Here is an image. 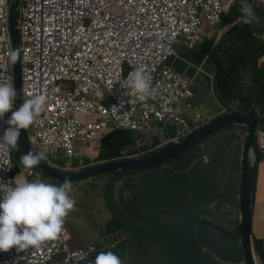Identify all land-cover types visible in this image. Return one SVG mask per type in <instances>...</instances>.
<instances>
[{
  "label": "clouds",
  "instance_id": "obj_1",
  "mask_svg": "<svg viewBox=\"0 0 264 264\" xmlns=\"http://www.w3.org/2000/svg\"><path fill=\"white\" fill-rule=\"evenodd\" d=\"M237 1L238 0H234L231 8L235 6ZM9 7L10 4L8 0H0V52H4L3 50L6 48L7 51L4 52L5 66L7 71L13 76L14 66L18 64L19 83L18 86L15 87L14 82L0 81V151L9 152L11 165L13 166L11 174L13 184L7 187V189H0V264H8L11 259L10 255L14 251H32L42 246V244L47 241L57 239L59 235L64 232L63 226L65 228L67 227L69 232L67 238H69L71 230L76 231L69 227L70 221L76 214V191L73 189V186L76 182L82 180H60L55 177L62 182L58 185L45 181H34L36 172L40 171L48 174L45 168L46 166H51L52 168H57L62 171L79 170V168L71 166V160L78 157L80 154V151L73 150V147L78 145L79 141L82 143L96 142L97 144H101V139L104 136L116 130L114 128H100L93 134L88 135L90 125L97 124L100 121L101 116L94 114L91 111H77L75 113L74 109L66 114V111L62 110V108L57 105L55 96L49 90L48 82L52 81L50 73L55 71L52 63L48 61L51 57L50 52H52L54 48H59V46H61L62 41L65 38L66 29L68 28L67 22L62 18H54L51 10L49 11L48 19L41 18V20L35 21L25 15L26 3L25 0H21L19 15H17L16 25L14 27L17 31V41L13 46L9 24ZM138 7H140L141 11L143 5L139 4ZM255 8H261L260 10L264 11V0H251L249 5L246 0H241L240 11L243 16L239 18L240 23H248L251 22V20L256 23L258 19L253 16V10H255ZM230 9L224 14L230 11ZM218 20L219 15L216 17L217 23ZM222 25L223 22L221 21V25L215 28H219ZM233 25L229 24L221 27L219 34L217 35V43ZM259 37L263 43L262 56H264V32L260 34ZM6 45L7 47H5ZM176 54L178 58L173 57L170 60L171 67L172 61L183 60L177 52ZM261 67L264 69L263 66ZM183 75L186 77L185 74ZM208 75L212 84L214 75L213 78L209 73ZM188 80L191 82L193 81L191 79ZM64 81L66 83H71V81L67 79H64ZM52 82L54 86L62 90L71 88L60 79H54ZM124 87L128 90L129 85H125ZM130 87L133 90L136 99L140 102H146L153 96L151 79L142 68H137L131 74ZM215 91L216 90L213 86V93L217 95ZM193 97L191 103L195 109L202 114L201 106L197 107L198 105L194 103ZM58 107L61 112L57 111ZM234 110L245 111L239 109ZM228 111H233V109ZM247 112H254L257 118L255 136L256 153L254 161L257 154H259V163L260 160L263 159L262 157H264V154H262L257 147L258 133L260 131L264 132V128L258 122V117H261L262 114L257 107L255 110ZM188 115L191 117L192 113L188 112ZM63 117L69 119L66 135H62L60 139H57L52 132L58 124L59 119ZM188 122L190 123V120H188ZM201 124L202 123L191 132L199 128ZM239 125L243 126L246 130L244 125ZM133 131L136 132V130ZM175 132L176 134L173 135H166L164 132L160 135H157V132L152 133V135H148L145 132H137L135 133V141L131 146L136 143L137 146L145 148L146 151H150L152 149L148 146V142L155 136H161V138L166 140L167 143L157 148L155 150L157 151L169 145L171 142L185 137L178 136L177 131ZM23 133L25 134L28 143L27 147L30 148L27 151H23L20 147ZM49 144L51 145L49 146ZM58 148L63 149L58 151ZM207 151L208 149H202L200 150V153H205ZM183 153L180 154L182 155L181 158L175 163L173 162L174 158H168L156 164L154 167L158 166L159 168H157L152 175L155 177L160 175L165 169L166 163L169 161H172V166L169 169L168 174H172L173 171L178 172V166L181 165L183 161L185 162L184 165L187 166L186 171H188L189 174L193 173L192 168L199 163L198 157L190 151L185 154ZM146 154L141 153L129 158L141 157ZM57 155L60 156V159H56ZM104 160L108 159H102L98 162ZM15 178H20L21 180L14 182ZM92 178L94 177L87 179ZM163 178L159 177V179L156 180L157 184L162 182ZM253 179L254 177H252V191L254 186ZM108 186L111 189L112 183ZM132 186L134 189L132 191V196L129 199V203L125 204V206L129 205V208H125L126 214H131L133 208L136 207L133 205V201L138 198L137 190L134 188V185ZM106 197L107 200L114 202L111 193L107 192ZM233 199L238 209V188L233 194ZM204 207L207 209V206ZM190 211L192 212L191 208L189 209L188 207L186 211L187 218H190L188 215ZM203 215V220L207 221L208 218H205V212H203ZM112 216L115 219V215L112 214ZM141 216L142 213L140 212V215L136 216V219L139 220ZM125 218L127 219V217ZM229 221L230 224H232L231 218ZM127 222L132 223L128 220ZM113 223H116L115 220H112L108 225L106 224L105 231L101 234V237L107 238V243L97 245L104 251L97 252L93 260L90 261V264H123L120 256L111 251L118 248L114 237L110 236V233L114 231L112 229ZM76 226L77 228L80 227L78 223H76ZM96 226H100L99 221L96 222ZM235 226L237 230V224ZM125 231L128 230L126 229ZM61 239L63 240V236H61ZM94 241H96V239H93L92 243ZM238 247L243 261L242 264H245L240 243L238 244ZM254 252L257 257V264L258 261L259 264H263L255 249ZM61 256H64L62 252H59L56 256L52 255L47 264H57L53 259ZM80 258L84 259L85 257L81 255ZM226 263L234 264V262L230 260H227ZM17 264L26 263L23 261H17Z\"/></svg>",
  "mask_w": 264,
  "mask_h": 264
},
{
  "label": "built area",
  "instance_id": "obj_2",
  "mask_svg": "<svg viewBox=\"0 0 264 264\" xmlns=\"http://www.w3.org/2000/svg\"><path fill=\"white\" fill-rule=\"evenodd\" d=\"M233 2L25 0V15L39 21L41 18L48 19L51 10L54 18L67 22L65 38L59 48L50 52L48 61L55 68L50 73L52 81L70 80L71 83H65L71 88L62 90L52 81L48 82V86L57 105L66 114L74 109L75 113L91 111L101 116L97 124L90 125L88 135L100 128L162 134L167 122H175L178 136H186L203 121V115L191 103L192 82L174 70L170 60L178 58L175 47L194 50L200 39L208 36L209 28L221 25L224 13ZM139 4L143 5L141 11ZM90 11L103 17L102 31L94 29L95 20L84 17ZM127 34L132 38L123 40ZM129 49H139L141 58L143 56L142 66L128 62ZM137 68L144 69L151 79L153 96L146 102L138 101L130 87L131 74ZM125 85H129L128 90ZM57 111H60L59 107ZM188 112L192 113L191 117ZM139 114L147 126L140 125ZM154 119L162 122V126L154 127L151 124ZM257 147L264 154L262 131L258 133ZM12 167L9 152L0 151V189H7L13 184ZM63 231L67 232L66 229ZM59 252L64 254L66 262L79 258L60 238L56 242H45L32 251H14L8 264H17V261L47 264L50 257Z\"/></svg>",
  "mask_w": 264,
  "mask_h": 264
},
{
  "label": "trees",
  "instance_id": "obj_3",
  "mask_svg": "<svg viewBox=\"0 0 264 264\" xmlns=\"http://www.w3.org/2000/svg\"><path fill=\"white\" fill-rule=\"evenodd\" d=\"M250 1L246 0L248 5ZM240 6L241 0H238L235 6L224 14L221 27L229 24L234 25L219 40L216 44V49L211 50V46L205 43L202 45L201 54L194 55L192 52L187 54H192L191 57L196 56L201 61L205 54L210 53L208 64L216 70L213 80L214 88L220 98V103L225 107V111L232 109L253 111L257 107L262 114L261 117H258V122L263 126L264 69L261 66L257 67L254 65L250 58L259 57L263 54V43L259 35L264 32V11H261V8L253 10V16L258 19L256 23L253 20L248 23H240L239 18L243 16ZM233 102L236 103L235 107L230 106ZM238 127L235 129H244L241 125H238ZM134 132L128 129H118L115 133L113 131L108 133L101 139V149L104 150L105 147L111 146V139L115 138V155H119L120 149H126L134 143L136 137ZM238 134L237 130L232 133L234 137ZM197 145L190 147L186 152L190 151L200 155V149ZM208 146V151L205 152L209 158L208 165L201 164V162L197 163L192 168L193 173L189 174L186 171L187 166L184 165L185 162L183 161L178 166V172L173 171L172 174H167L159 184L154 181L148 184L141 183L138 187L134 185L138 198L133 201V205L136 207L131 211L132 215H140V210L144 205L142 193L149 191V189L154 192V197L149 204L153 207V219L165 222V227L161 230L158 237L166 238L170 241L171 250L168 256L170 264H199L206 253L216 250L215 247H212L211 250L208 249V220H203L204 206L208 208L209 198L211 202L215 200L216 194L212 193L219 189L223 181L229 179L228 175L231 174L232 169L238 184L240 182V162L238 165L235 144L224 145V142L214 140L213 143H208ZM155 150L145 151L142 154ZM232 151L235 153L234 157L236 160L230 161L228 156ZM259 159L260 155L257 154L253 164L252 177H255ZM127 172H132V170H127ZM179 173L186 174V178L179 177ZM214 181L217 182L214 187H211ZM152 188H159L161 191L159 189L153 190ZM212 195L213 198H211ZM224 203L226 207H231V198L226 196ZM161 207L164 208V213L160 212ZM188 207L192 210V212L188 213L190 218L186 216ZM175 213L177 217L181 216L188 221L181 222L177 218L176 225L169 227L168 222L164 220V216L173 217ZM229 219L227 218V224H230ZM217 226L214 220L213 227L215 231ZM226 233L229 238L234 236L230 230L226 231ZM253 243L256 253L264 264V239L254 237ZM176 247H178L179 254L175 256L172 253H176Z\"/></svg>",
  "mask_w": 264,
  "mask_h": 264
},
{
  "label": "crops",
  "instance_id": "obj_4",
  "mask_svg": "<svg viewBox=\"0 0 264 264\" xmlns=\"http://www.w3.org/2000/svg\"><path fill=\"white\" fill-rule=\"evenodd\" d=\"M178 48L180 51L178 54L183 60L172 61V67L177 71L185 74L186 77L187 75H189L190 77H192L191 80H193L197 76V71L190 68L189 64L198 65V58L196 56L191 57L193 53L191 55L187 54L188 51H185L183 47ZM148 52L149 49L147 50L146 54ZM128 55L134 56L130 53ZM260 65L264 67V59L260 61ZM207 68L208 70H206V72L209 74H213L216 72L215 68L212 66L208 65ZM212 95L216 103L213 102L212 98H209L208 110L212 113L213 116H216V114L218 115L221 113L219 106L223 107L224 109L225 107L220 103L219 100H216V95L214 93ZM235 105V102L230 104L231 107H235ZM210 109H212L216 114ZM139 120L141 126H147V122L144 120L141 114H139ZM68 121L69 119L67 117L59 119L58 124L55 126L52 132L57 139H60L64 132H66ZM151 124L157 128L162 126V122L156 119L152 120ZM175 131H177V123L167 122L164 134L173 135L176 134ZM137 132L138 131L134 133ZM147 134L152 135V132H147ZM158 134L160 135L159 132H157V135ZM244 138L245 135L243 134H238L237 136H235V139H238V144L234 143L236 148V155H238L240 145H242ZM111 142L112 145L105 147L104 150H102L101 145L97 143H83L82 145L78 144L74 146L73 150L80 151V154L78 157H75L71 160V166L81 169L93 165L94 163L104 158H128V156L123 155L122 153L116 156V153L113 152V150H116L115 138H112ZM166 143L167 141L163 138L155 136L148 142V146L151 149H157L158 147ZM62 149L63 148H58V151H61ZM262 158L263 159L260 160V162L257 164L252 191L251 237H253V239L254 237L264 239V157ZM56 159H60V156L57 155ZM146 171H150V173H153L154 169L148 168ZM122 172H127V170H124ZM159 177L160 175L156 177L157 180L159 179ZM228 177L229 179L223 181L219 189L212 193L216 194L215 200L211 202L209 198L208 208L206 207L207 209H205L204 207L203 212H205V218H208V249L211 250L212 247H215L216 250L214 251L215 253L212 252V250L211 252L206 253L199 264H228L226 263L227 260L233 261L234 264L243 263L236 236L229 238L227 237L226 233V231L230 230L231 228V225L227 224V215L231 216L232 224H234V226L237 224L238 220L236 203L232 199L233 194L237 191L238 188V181L235 178L233 169ZM119 179L121 181L129 180L126 175L120 176ZM18 180L21 179L15 178L14 182ZM34 181H45L57 185L62 183L55 177L42 173L40 171L36 172ZM134 181H141V178H135ZM216 182L217 181H214L211 184V187H214ZM77 185H81V183H78ZM73 189H75V185L73 186ZM107 189L108 193H110L109 186L107 187ZM152 189L155 190L159 188ZM119 190L123 195L122 200L119 204L116 200H114V202L111 200H107L105 195L103 200L104 206L108 210L110 215L114 214L115 219L119 220V223L112 224V229L114 231L110 233V236L114 237L115 243H117L118 248L111 251L120 256L123 264H170V259L168 258V256L171 248H168L165 242L158 237L161 230L165 227V222L153 219V207L149 204L150 200L154 197V192L149 189V191L142 193L141 196L144 195V205L142 206V211L140 210L142 216L136 222L128 223L127 219L125 218L126 216L123 214H126L125 208H129V205L125 206V204L129 203V199L132 196V191L125 193L122 189L119 188ZM159 191L161 190L159 189ZM226 196L231 198L232 205L229 211L226 210V206L224 203ZM75 201V211L77 213L79 204H91L92 197L87 194L86 197L83 195L77 196V194H75ZM160 212L164 213V208L161 207ZM177 218L181 222L188 221L181 216L177 217L176 213L173 217L164 216V220L168 222L169 227H174L176 225ZM214 220L218 225L216 231L213 227ZM64 229H66L67 232H62L57 239L47 241L46 243L59 241L61 236H63V244L68 245L69 248L76 252V255H78L79 258L70 260L68 262L64 260V256L53 259V261L57 264H90V261L93 260L97 252L104 251L103 249L93 244L92 239L85 238L81 240L80 232L78 231L71 230L73 233L70 232V236L69 238H67L69 232L67 230V227L65 228L63 226V230ZM126 229L129 232L125 231ZM233 234L234 231L232 232V235ZM172 254H175V256L176 254H179L178 247H176V253L173 252ZM81 255H83L85 258L81 259Z\"/></svg>",
  "mask_w": 264,
  "mask_h": 264
},
{
  "label": "rangeland",
  "instance_id": "obj_5",
  "mask_svg": "<svg viewBox=\"0 0 264 264\" xmlns=\"http://www.w3.org/2000/svg\"><path fill=\"white\" fill-rule=\"evenodd\" d=\"M193 9V7H192ZM202 26V25H200ZM221 27L219 28H209L208 30V36L201 38L199 43L196 45L195 49L192 50L191 52L194 55H199L201 54V48L202 45L207 43L208 46H211V50H214L217 48V35L219 34ZM146 44H150V42H145ZM7 47V45L5 46ZM253 47V46H251ZM175 50L177 53H179V48L175 47ZM6 52V48L3 50ZM0 52V81H9V82H14V86L16 87V80L12 74H10L5 66V53ZM143 58V56H142ZM141 58V60H142ZM210 58V53H207L203 56L201 61L198 60V65H193L189 64V67L192 69H195L197 71V76L193 79L192 81V92L194 94L193 100L197 107L201 106L202 114H203V121L200 122L202 124L210 121L211 119L215 117H220L219 115L225 114V109L223 107H220L221 113L216 114L212 110L216 116H213L212 113L208 110V97L213 99V102L216 103L214 97H213V86L214 82L211 84V79L206 72L208 70L207 66L208 64V59ZM254 65L257 67L262 66L260 65V61L264 59V56H259L255 58H250ZM211 66V65H209ZM213 67V66H212ZM213 74H210V76L213 78ZM188 79H192L189 75H187ZM216 92V91H215ZM217 94V92H216ZM216 100L220 101V98L218 95H216ZM199 123V124H200ZM198 124V125H199ZM201 124V125H202ZM264 128V125L262 126ZM239 128L238 125H231L230 127H226L224 129H221L220 131L216 132L215 134L211 135L208 137L204 142H200L197 147L200 150L208 149V143H213L214 140L224 142V145L227 144H233L237 143L238 144V139H235V137L232 135L233 131L237 130L239 134L246 135V132L244 129H235ZM118 129L114 130L113 132H117ZM160 137L161 136H157ZM96 143V142H95ZM79 144H83L82 142L79 141ZM95 145V144H94ZM93 146V145H92ZM20 150V149H19ZM21 151V150H20ZM146 149L142 148L140 146H137L135 143L132 146L127 147L126 149H120V153L123 155H126L128 157L135 156L137 154H141L145 152ZM240 151L241 147L238 152V165L240 162ZM114 153H116L115 150H113ZM234 151H232L229 156L228 160H236L234 157ZM198 157L199 162L201 164H206L208 165L209 158L206 153H201L200 155L195 154ZM182 155H179L177 157H174V163L181 158ZM236 156V155H235ZM171 162L169 161L166 163V167L161 172L160 177L163 178L168 174L169 169L171 168ZM157 167L151 168L154 170H157ZM147 169L144 170H132V172H120V173H112V174H107V175H100L96 176L92 179H87V180H82L79 182H76L75 185V191L77 196L83 195L86 197V194L92 197V203L91 204H85V205H80L78 207V211L75 214V216L72 218V220L69 223L70 229H74L78 232H80V239L83 240L85 238L89 239H96L93 243L97 245H102L103 243H107V238L106 237H101V234L104 233L106 224H110L112 220H115L116 223H119L118 219H114L112 215L108 212V210L105 208L103 200H104V195L106 196L107 194V187L110 183H112L110 193L113 196L114 200L117 201L119 204L120 201L122 200L123 195L121 194L120 189H122L125 193L133 191V186L135 185L138 187L141 183H151L157 180V178L150 173V171H146ZM126 175L129 180L127 181H121L119 178L120 176ZM101 176H107V177H101ZM179 177L186 178V174L179 173ZM116 178L113 180V178ZM135 178H141V181H134ZM78 183H81V185H77ZM144 198V196H142ZM107 198V197H106ZM213 198V195L211 196ZM231 207H226V210L229 211ZM237 209V205H236ZM127 217V220L129 222H136V216L132 214H123ZM237 215H238V209H237ZM227 218H231V216L227 215ZM100 223V226H96V222ZM76 223L79 224V228H77ZM170 225V224H169ZM114 227V226H113ZM230 231H234V236H237L238 230H236V226L234 224H231ZM71 233H73L71 231ZM165 242L168 248H170V241L166 238H160Z\"/></svg>",
  "mask_w": 264,
  "mask_h": 264
},
{
  "label": "water",
  "instance_id": "obj_6",
  "mask_svg": "<svg viewBox=\"0 0 264 264\" xmlns=\"http://www.w3.org/2000/svg\"><path fill=\"white\" fill-rule=\"evenodd\" d=\"M10 7V32L12 36V44L17 41V31L15 30L17 15L21 0H8ZM14 78L16 86L19 83V66H14ZM210 121L202 124L199 128L188 134L187 136L171 142L169 145L141 157L124 158L116 157L104 160L88 167L81 168L76 171H62L51 166H46V171L51 176L60 180L68 179L70 181H79L95 176L109 174L115 171L124 170H141L153 168L156 164L165 159L174 158L193 145L210 137L221 129L230 125L242 124L246 127V135L242 143L240 151V182L238 184V240L241 247L242 256L245 264H257V257L254 252V247L251 237V210H252V172L254 157L256 153V129L257 118L254 112L247 111H228L225 114L219 115ZM28 143L25 134H22L20 147L23 151H27Z\"/></svg>",
  "mask_w": 264,
  "mask_h": 264
},
{
  "label": "bare ground",
  "instance_id": "obj_7",
  "mask_svg": "<svg viewBox=\"0 0 264 264\" xmlns=\"http://www.w3.org/2000/svg\"><path fill=\"white\" fill-rule=\"evenodd\" d=\"M84 17L92 18L93 20H95L94 29L101 30V31L104 29L103 24H102L103 17L91 11L87 12ZM129 38H132V36L127 34V35H124L123 40L129 39ZM129 53L133 54L134 56L127 55L128 62L136 66L137 65L142 66L143 63L141 61L139 49H133V50L129 49ZM258 264H259V261H258Z\"/></svg>",
  "mask_w": 264,
  "mask_h": 264
}]
</instances>
